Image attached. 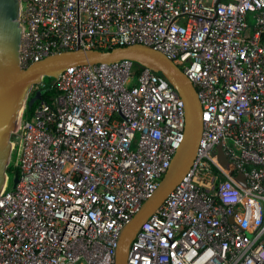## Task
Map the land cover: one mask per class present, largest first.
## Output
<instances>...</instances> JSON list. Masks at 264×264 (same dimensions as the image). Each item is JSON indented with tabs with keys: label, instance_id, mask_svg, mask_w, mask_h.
Masks as SVG:
<instances>
[{
	"label": "built area",
	"instance_id": "1",
	"mask_svg": "<svg viewBox=\"0 0 264 264\" xmlns=\"http://www.w3.org/2000/svg\"><path fill=\"white\" fill-rule=\"evenodd\" d=\"M19 1L23 68L79 45L142 43L197 89L196 158L142 224L128 264H264V0ZM52 86L12 133L19 180L9 189L8 174L0 193V264H115L122 228L184 139V102L129 59L70 66Z\"/></svg>",
	"mask_w": 264,
	"mask_h": 264
},
{
	"label": "water",
	"instance_id": "2",
	"mask_svg": "<svg viewBox=\"0 0 264 264\" xmlns=\"http://www.w3.org/2000/svg\"><path fill=\"white\" fill-rule=\"evenodd\" d=\"M20 1L0 0V193L8 181L7 168L11 158L12 133L23 115L30 94L45 77L54 80L68 67L94 63H113L122 59L132 60L156 73H161L180 94L185 105L184 139L157 189L147 198L133 218L122 228L115 249V264H128L129 249L142 224L162 205L173 189L190 170L197 154L203 133L202 104L193 82L166 54L152 46L136 43L117 46L110 50H63L34 62L27 68L20 65L22 32L19 21ZM54 82V81H53ZM45 90H39L41 97ZM217 157L232 175L233 169L218 146ZM246 185L242 173L235 176ZM19 178L13 176V187ZM233 221V218H231Z\"/></svg>",
	"mask_w": 264,
	"mask_h": 264
},
{
	"label": "trees",
	"instance_id": "3",
	"mask_svg": "<svg viewBox=\"0 0 264 264\" xmlns=\"http://www.w3.org/2000/svg\"><path fill=\"white\" fill-rule=\"evenodd\" d=\"M134 67L138 73L144 68V66H142L136 62H134ZM159 74H161V73H159ZM43 80L46 84V87L43 88L42 90H45V91L42 93L41 97L36 98L34 101H32V99L34 97H36L39 89L31 92L30 97H29V101H28V105L24 111L25 117H28V118L31 117L32 114L34 113L35 109L37 108V106L42 101L51 102V99L53 98V96H55L57 94V90L55 89V87L52 86L54 79L52 77L45 76ZM7 172L9 174L15 173L13 166H8Z\"/></svg>",
	"mask_w": 264,
	"mask_h": 264
},
{
	"label": "rangeland",
	"instance_id": "4",
	"mask_svg": "<svg viewBox=\"0 0 264 264\" xmlns=\"http://www.w3.org/2000/svg\"><path fill=\"white\" fill-rule=\"evenodd\" d=\"M35 89H33L32 91H34ZM13 187V175L10 174V184H9V189H12Z\"/></svg>",
	"mask_w": 264,
	"mask_h": 264
}]
</instances>
